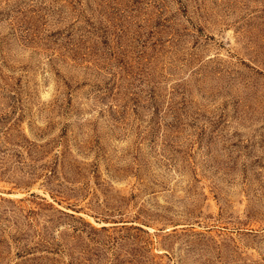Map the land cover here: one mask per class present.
<instances>
[{"label":"rangeland","instance_id":"rangeland-1","mask_svg":"<svg viewBox=\"0 0 264 264\" xmlns=\"http://www.w3.org/2000/svg\"><path fill=\"white\" fill-rule=\"evenodd\" d=\"M0 264H264V0H0Z\"/></svg>","mask_w":264,"mask_h":264}]
</instances>
